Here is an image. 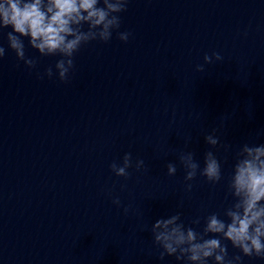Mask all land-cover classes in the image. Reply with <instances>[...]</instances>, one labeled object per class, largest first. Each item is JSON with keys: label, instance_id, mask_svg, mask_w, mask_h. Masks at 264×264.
Returning <instances> with one entry per match:
<instances>
[{"label": "water", "instance_id": "obj_1", "mask_svg": "<svg viewBox=\"0 0 264 264\" xmlns=\"http://www.w3.org/2000/svg\"><path fill=\"white\" fill-rule=\"evenodd\" d=\"M121 16L128 42L82 47L67 83L38 79L60 57L27 39L36 69L11 50L0 60V264H179L149 254L151 224L222 211L235 151L264 143V0H130ZM213 52L223 61L198 72ZM214 128L232 145L217 151L224 179L198 175L185 192L176 156L193 151L203 167ZM126 152L146 165L128 179L109 167Z\"/></svg>", "mask_w": 264, "mask_h": 264}, {"label": "clouds", "instance_id": "obj_2", "mask_svg": "<svg viewBox=\"0 0 264 264\" xmlns=\"http://www.w3.org/2000/svg\"><path fill=\"white\" fill-rule=\"evenodd\" d=\"M129 3L130 0H0V39L7 41V49L0 43V60L11 50L27 69H36L39 58L26 55L27 39L28 47L40 57H60L55 62V72L50 65L42 73L37 72L38 79L55 76L67 83L75 69V56L82 47L92 42L107 44L114 33L120 41L128 42L132 33L120 29L121 14L128 10ZM203 59L204 64L196 67L198 72H204L205 65L214 60L224 58L213 52ZM218 131L219 128H214L204 136L209 148L203 154V167L193 151L178 152L176 159L184 171L185 192L192 191L191 181L198 175L211 185L224 179L217 151L223 148L228 152L232 145L222 143ZM256 135H264V131ZM190 142L188 137L185 149ZM109 167L116 177L125 179L131 176L129 169L146 170L145 161L133 160L131 152H126L119 162L114 160ZM166 168L168 176L176 175V163L169 162ZM226 189L225 199L230 198V202L222 211L196 216L188 224L182 219V212L177 211L152 223L154 253L149 254H155L161 262L174 257L179 264H244L245 258L264 261V143L244 142L239 146ZM112 203L117 208L122 206L119 197L113 198ZM182 204L181 201L178 207ZM123 210L127 214L129 208L124 206ZM229 244L235 250L231 254Z\"/></svg>", "mask_w": 264, "mask_h": 264}]
</instances>
